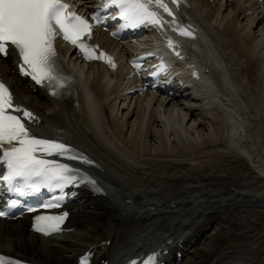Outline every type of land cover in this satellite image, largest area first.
Listing matches in <instances>:
<instances>
[{
  "label": "bare ground",
  "instance_id": "1",
  "mask_svg": "<svg viewBox=\"0 0 264 264\" xmlns=\"http://www.w3.org/2000/svg\"><path fill=\"white\" fill-rule=\"evenodd\" d=\"M236 4L221 12L193 0L192 17L206 24L209 35L197 48L233 85L215 98L201 97V91L185 109L159 108V102L114 118L105 104L108 99L111 106L113 99L104 94L116 83L103 79V69L94 66L83 76L99 108L97 118L90 119L80 89L64 104L54 103L16 78L11 57L0 59V77L41 118L34 127L40 135L63 136L59 128L72 117L66 109H80L72 123L84 138L70 139L96 161L103 188L100 194H81L71 207L70 232L50 246L18 222L0 221L2 251L40 264H72L77 254L97 248L103 262L115 264L132 251L161 246L173 257L182 252L179 264H263L264 37L252 28V18L244 17L242 3ZM226 103L236 109L242 133H228L231 117L218 113ZM229 236L240 240L223 244Z\"/></svg>",
  "mask_w": 264,
  "mask_h": 264
},
{
  "label": "snow or ice",
  "instance_id": "2",
  "mask_svg": "<svg viewBox=\"0 0 264 264\" xmlns=\"http://www.w3.org/2000/svg\"><path fill=\"white\" fill-rule=\"evenodd\" d=\"M153 4L164 8L171 15L163 0H106L104 9H118L119 18L125 21L124 26L135 28L145 23L161 24L157 13L152 10ZM68 9L64 0H0V56L6 57L9 48L15 49L21 59V73L31 76L37 84L55 80L60 87L64 86L65 81L57 67L54 41L58 35L77 45L86 58H107L112 63L111 58L104 53L94 55L92 47L84 43V38L91 35L92 26L87 19ZM101 11L98 9L93 16L97 23L100 22ZM182 34L191 35L185 30H182ZM172 43L169 40L170 47ZM112 66L115 67L114 64ZM15 113H22V116ZM25 118L35 119L31 112L16 102L13 93L0 81V163L6 166L2 180L10 190L26 196L39 192L41 188L59 189L63 194L70 185L84 183L95 186L96 181L80 169L44 157L59 155L89 164L92 161L75 153L68 145L38 138L26 126ZM52 206L58 204L44 205ZM5 215L6 212L0 211V216ZM67 215L39 216L35 228L45 234L58 231ZM153 256L145 264H152ZM0 264H5L4 257H0ZM8 264L20 262L9 261Z\"/></svg>",
  "mask_w": 264,
  "mask_h": 264
},
{
  "label": "rangeland",
  "instance_id": "3",
  "mask_svg": "<svg viewBox=\"0 0 264 264\" xmlns=\"http://www.w3.org/2000/svg\"><path fill=\"white\" fill-rule=\"evenodd\" d=\"M240 240V238L238 239V237L235 236H229L227 237L226 240L223 241V244L225 245H229V244H235Z\"/></svg>",
  "mask_w": 264,
  "mask_h": 264
},
{
  "label": "water",
  "instance_id": "4",
  "mask_svg": "<svg viewBox=\"0 0 264 264\" xmlns=\"http://www.w3.org/2000/svg\"><path fill=\"white\" fill-rule=\"evenodd\" d=\"M264 264V263H263Z\"/></svg>",
  "mask_w": 264,
  "mask_h": 264
}]
</instances>
